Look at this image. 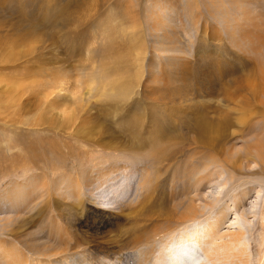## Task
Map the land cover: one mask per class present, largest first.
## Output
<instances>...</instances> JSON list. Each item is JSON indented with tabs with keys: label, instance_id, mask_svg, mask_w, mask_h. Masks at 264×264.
I'll return each instance as SVG.
<instances>
[{
	"label": "rangeland",
	"instance_id": "obj_1",
	"mask_svg": "<svg viewBox=\"0 0 264 264\" xmlns=\"http://www.w3.org/2000/svg\"><path fill=\"white\" fill-rule=\"evenodd\" d=\"M91 1L96 2L95 10H100L99 17L90 27H94L99 42L112 45L115 54L127 61L121 67H128L129 82L136 87L139 82L138 88L132 86L134 93L145 89V93L159 94L156 100L169 95L171 99L167 104L172 105L173 93H177L175 91L180 84L178 77H182L189 87H194L196 84L193 82L200 83L198 79H201L196 74L203 70L197 68V64L211 66L214 61L213 65H219L224 60L226 64L233 65L231 67L239 77L243 75L250 80V87H255L259 93L258 102L251 98L246 107L248 110L241 108L239 103L243 99L235 91L232 74L216 81L218 86L223 83L236 101L234 105L227 106L232 122L219 135L224 137L219 145L222 150L215 157L217 163H207L206 152L190 143L194 138L189 133V141L184 139L181 144L172 147L173 150L182 148L181 162L185 160L191 165V169L185 165L178 171L175 169L177 163L171 161L176 162L179 155L170 157V160H167V155L164 159H157L154 153L149 156L145 151L125 154L78 138L66 139L70 130L62 127L66 126L71 111L79 118L85 111L92 114L101 105L109 104L107 88L100 86L101 80L97 79L95 85L83 82L81 89L76 90L77 86L73 85L76 73L69 69L74 62L67 64L68 58L62 48L60 53L45 50L41 65L43 69L67 71L70 88L61 87L67 92L60 91L58 87V90H45L39 83L47 76H39L33 68L35 58L29 56L25 60L17 56L30 49L21 44H11L15 41L13 37L6 40L7 44L0 50V206L8 203L5 206L9 207L18 196L20 199L34 198L37 199V204L34 203L36 208H28L33 207L35 212L41 209L42 213L36 219H28L22 231L35 241L36 246L23 248L13 239L16 234L13 230L19 226L11 224L16 218L13 208H0L4 224H9L4 232L0 231V246L11 244L12 248L6 255H20L15 262L18 264H70L80 258L86 264H140L141 252L149 243L154 245L158 242L156 237L153 241H146V233H153L156 229L161 235L164 230L160 229H182L186 221L195 218L207 227L221 209L226 208L221 212L224 215L220 217L215 234L233 233L239 229L230 224L235 214L240 215L250 264H264V0H175L173 5L169 0ZM59 3H67L75 11L81 6V0H0V36H11L14 25L25 30L35 24L36 34L41 31L40 35L44 38L47 31L46 12ZM152 13L157 15L156 20L149 18ZM167 13L170 23L164 17ZM157 20L165 24L160 33L153 31ZM109 28L114 29L112 38L101 40L100 35ZM40 45L34 43L32 52L37 53L35 49ZM172 49L174 52L170 53ZM211 55L212 58L209 57ZM53 57L55 61L51 59ZM144 61L145 73L142 68ZM183 62L191 68H183ZM251 69L253 75L248 73ZM113 73L110 72L107 79L114 78ZM39 74L42 75L41 72ZM164 83L170 86V92L154 90L165 87ZM89 87L92 91L87 93ZM45 93H48L47 96L42 97ZM237 97H240L239 102ZM151 103L148 101L146 106ZM191 104L194 105V101L183 96L182 107ZM253 107L261 109V114L240 124L245 115H242L243 110L250 113ZM170 119L182 122L177 115ZM44 122L53 126H46ZM180 135L185 138L184 131ZM148 149L152 151L159 147ZM117 170L126 178V189L121 191L116 202L97 204L88 190L103 185L95 181L90 184L92 176ZM82 175L87 180H79ZM70 182V186H66ZM174 191L181 199L178 201H183L182 207L187 203L193 205L196 209L194 217H187L183 208H177L171 199ZM186 193L189 196L185 197ZM165 202L169 207L162 209L160 204ZM150 206L155 207L153 210L157 212V217L161 213L159 218L145 215ZM169 212L175 215L168 225V221L166 223L162 219ZM24 214L19 218L20 222L25 219ZM102 218L107 220L102 221ZM212 231L211 227L207 228L202 237L206 238V234L210 232V235ZM213 239L214 236L209 241ZM0 254L3 252L0 251ZM5 259L2 258L1 263L10 264L11 257Z\"/></svg>",
	"mask_w": 264,
	"mask_h": 264
},
{
	"label": "bare ground",
	"instance_id": "obj_2",
	"mask_svg": "<svg viewBox=\"0 0 264 264\" xmlns=\"http://www.w3.org/2000/svg\"><path fill=\"white\" fill-rule=\"evenodd\" d=\"M131 1L134 2L135 0H130V2ZM141 1L145 2V0ZM169 1L172 5L175 2V0ZM180 4H183V2ZM95 5L96 2L93 3L91 0H81V6L77 11H75L69 8L67 3H59L56 8H50L46 12L47 22L45 28L47 31L44 32L46 34L44 38H42L40 35L41 31L37 32L36 34L34 29L37 27V25L35 24L32 27L25 28V30H20L16 27V25H14L12 26L11 36H0V50H3V46L7 44L6 40H10L12 37L15 39V41L11 43L14 46L21 44L22 47L26 46L25 49H30L25 51L22 50L23 53L17 56L25 58V60H28L29 56L35 58L34 60L36 65L33 66V68L36 70V72H38L39 76H47L45 81L39 83L45 88V90L52 91L58 90V88H60V91L67 92L68 90H64L61 87L64 86L65 88H70V82L69 79H67V71L64 72L63 69H43V65H41V58L44 55L43 52L45 50H48L49 52L57 51V53H60V51H63V49L65 50V54L67 56L66 58H68L67 64L69 65L71 62H74V66H70L69 69L70 72L72 70V72L76 73V79L73 84L74 86H77L76 90L81 89L80 86L83 84V82L89 83L90 85H95V80L97 79L101 80L100 86L104 85L107 88L106 93L108 94L107 98L110 100L109 104L101 105L100 109L92 114L85 111L84 114H82V116L79 118L75 117V112L73 110L71 111L72 114L67 119L66 126L62 127L70 130V135H68L66 139L70 140V138L72 139L73 137L78 138L84 142H92L93 144L95 143L98 147L125 154L129 152L140 153L145 151L149 156L151 153H154V157L157 159H164L167 155V160H170V157H173L174 155L180 156L183 151L182 148L173 150V145L181 144L184 139L187 140V135L192 133L194 139H192L190 143H193V145L195 144V148L202 149L206 152L205 157L209 165L217 163L215 157L218 156L217 154H220L222 150L220 149L219 145L220 141L222 140L221 138L224 137V135H219L225 130V128L229 127L232 122V119H230V116H228L227 106L231 104L234 105L236 101L233 97V94L223 87V83L221 86H218L216 81H219V79L221 80V78L226 77V75L228 76L229 74H232L235 78L232 79L235 85V91H237L238 95L243 99L239 105L241 108L246 110H248L246 107L251 98L255 100V102H258L257 96L259 93L254 89L256 84L252 85L254 88L250 87V80H248L243 75L242 77H239V75H237V71H234L235 69L231 67L233 65L226 64L225 61L222 60L220 61L219 65H213L214 61H212L211 66H207V64H197L196 67H201L203 70L199 74H196V77L197 75H200L201 79H198L200 83H196L195 81L193 82V84H196L194 87H189V84L185 82L182 77H178L177 79L180 84H182V82L183 84L182 86L179 84L177 86V91H175L177 93H173L174 101L172 105L167 104V101L171 99V96L169 95H165L162 98L156 100L155 98H158L157 96L159 94L156 96L150 91L145 93V89L143 91L137 90V93H134L132 86H136L133 85V82H129L128 67H121V65H123V63L125 64L127 61L122 56H117L115 54L112 45L99 42V36H97L95 30H93L94 27H90L91 24L94 23L99 17L98 11L100 9H97L96 11ZM177 5H179V3ZM168 14L169 13H167L166 16L164 15V17L165 20L170 23L171 19ZM156 16V14L152 13L150 14L149 18L156 20ZM164 26L165 24L157 20L156 25L153 26V31L160 33L164 29ZM113 30L114 29L109 28L104 31L102 35L99 34L101 36V40L112 38L111 33ZM31 39H34V41ZM34 43L41 44L35 49L37 53L32 52L34 50ZM169 52L173 53L174 51L172 49L169 50ZM6 53L7 52H5V54ZM125 57L128 60L126 55ZM209 57L212 58V55ZM51 59L55 61L54 57ZM53 60H51V62H54ZM139 61L141 62V60ZM182 66L186 69L191 68V66H189V64L186 62H183ZM258 67L262 69L260 65ZM142 68L144 69L145 73V61L142 64ZM252 70L253 69L248 71L250 75L254 74H251ZM27 72H29V70ZM39 72H41L42 75H40ZM110 72H114V78L110 77L107 79V76L109 77V75H111ZM151 76L152 74H150L149 78H151ZM253 82L251 83L253 84ZM137 84L138 86L136 88L139 87V82H137ZM164 86L165 87L163 88H157L154 90L170 92V86H168L167 83H164ZM142 87L141 89L144 88ZM89 91H92L91 87H89L86 92L90 93ZM47 94L48 93L42 94V97H46ZM132 95L135 97L132 98ZM183 96H185L187 100L194 101V105L191 104L188 107H182L184 106L182 105ZM240 97L236 98L237 102L240 101ZM148 101H151L152 103L146 106ZM209 102H213V104L211 105ZM79 110H81V112L84 111L82 109ZM241 110L242 109H240V111ZM243 112L244 113H242V115H245L242 119H240V124L247 123L248 120L253 119V117L257 118L261 114L262 110L254 109L253 107L250 113H245V110H243ZM174 115L179 116L182 119V122H173L170 118ZM237 116L238 114L236 113V117ZM44 124L49 127L53 126L47 122H44ZM182 131H184L185 138L180 135V132ZM144 138L145 140H143ZM116 140H118V143H116ZM216 141L217 143H215ZM151 146L156 148L159 147V149L151 151L148 149ZM35 150H37V148ZM180 158L181 156L177 157L176 162L171 161L172 163H177L175 165V169L177 170L185 165H189L187 161L185 163V160L181 162ZM4 165L7 166V164ZM189 166L190 167L188 168L191 169V165ZM204 166L206 167L207 165ZM192 167L195 168V166ZM92 177L93 180H91L90 184L95 181V183H101L103 185L98 189L91 188L88 190L92 192L91 197L93 196L96 199L95 202L97 201V204L104 203L108 205V203L116 202L122 193L121 191L124 192L126 189V186L124 185L126 178L124 177V174L118 170L109 173L102 172L101 175L96 174ZM79 180H87V177L82 175ZM70 184L71 182L66 186H70ZM173 186L176 187V183H174ZM188 194L189 193H186L184 196L186 197ZM179 198V195L176 193L171 197V199L175 201L177 208L179 206L184 209V212L187 213L185 214L187 217H194L195 215L193 214L196 209L193 207V205L187 203L186 206L182 207L183 201H178L181 200ZM36 200L37 199L34 198L20 199L18 196V198L13 200V204L11 203L12 205L9 207L5 206L8 204L7 202V204L0 206L1 209L7 207L13 208L16 218L11 224L15 223L19 225L13 230V232L16 230V234L13 239L23 248H32L36 246L35 241L31 240L30 236L22 232L26 227V222L28 219H36L37 216L42 213L40 208V210L35 212V209L32 210L33 207H30L31 211L27 212L28 209L30 210V208H28L29 206H34V203L37 204ZM159 200L160 199H158V201ZM160 207L165 209L169 206H167L165 202V204H160ZM154 208H148L149 210L145 215L157 217V212L153 210ZM222 210L227 209H221L217 218L213 219L212 223L210 225L208 224L209 226L207 227L199 223L200 221H197L195 218L186 221V225L189 224V226L185 227V225L182 229H170V231L167 230L168 232L165 229H160L161 231L164 230L166 232L164 233V231H162L164 234L161 232V235L157 234L156 229L152 231L153 233H146V241L148 239L153 241V239L156 237L155 239H157L156 241L158 242L154 245L149 243L148 246L141 252L142 257L140 264H250V255L247 253L248 245L244 240V231L240 227V221L242 219L240 215L235 214V218L230 224L231 226H238L239 229L233 233L215 234V229L218 228L217 226L219 225L220 217L224 215V212L221 213ZM172 211H174V209ZM23 213L26 214H24L25 219L20 222L19 218L22 217ZM164 213L165 212H163V214ZM159 215L161 216V213ZM174 215L173 213L169 212L165 217H163V219H161L165 220L166 223L168 221L167 224L169 225L170 218ZM102 219V221L107 220V218ZM178 219H180V216ZM4 221L5 218L2 219L0 216V231L2 232H4V229L9 225L8 223L4 224ZM194 225L195 227L193 228L192 226ZM210 227L213 230L211 234L208 235L210 233L208 232V234H206V238L202 237L205 230ZM189 229L191 230L189 231ZM137 236H139V238L141 237L140 235ZM213 236L214 239L209 241V239H211ZM11 248V244L0 246V251L3 252V254H0V264H2V258H6L5 260H7L9 257H11V259L8 261V263L10 262V264H18L15 262H18L16 259H19L20 255H16L15 257L13 255H6V252H9L8 250ZM69 263L86 264L81 260V258L80 260L76 261L72 260Z\"/></svg>",
	"mask_w": 264,
	"mask_h": 264
}]
</instances>
